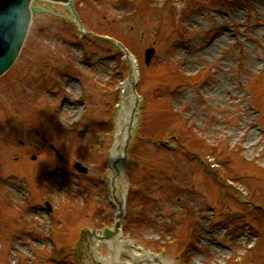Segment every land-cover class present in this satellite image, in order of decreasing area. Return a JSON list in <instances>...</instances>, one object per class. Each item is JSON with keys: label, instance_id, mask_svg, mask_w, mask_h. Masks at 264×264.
Returning a JSON list of instances; mask_svg holds the SVG:
<instances>
[{"label": "rangeland", "instance_id": "rangeland-1", "mask_svg": "<svg viewBox=\"0 0 264 264\" xmlns=\"http://www.w3.org/2000/svg\"><path fill=\"white\" fill-rule=\"evenodd\" d=\"M72 2L137 59L133 133L178 131L186 145L133 139L111 185L123 56L65 18L34 16L0 75V264H99L90 251L108 257V245L82 229L120 217V261L264 264V0Z\"/></svg>", "mask_w": 264, "mask_h": 264}, {"label": "water", "instance_id": "water-1", "mask_svg": "<svg viewBox=\"0 0 264 264\" xmlns=\"http://www.w3.org/2000/svg\"><path fill=\"white\" fill-rule=\"evenodd\" d=\"M37 0H0V14H6L10 12L13 8L17 6H22L26 10L27 17V28L31 17L36 13L43 10L44 7L37 6L35 4ZM41 1V0H39ZM63 2H68L70 5V0H58ZM51 4V0H47ZM56 6H61V3L54 2ZM65 4V7H68ZM39 8V9H37ZM26 31H17L10 24L2 23L0 24V75L11 65L17 56L19 49L23 43V40L26 35ZM154 52L153 47H148L145 49V62H148ZM74 167L80 171L85 172L86 167L83 166L80 162H75ZM110 232V231H109ZM110 234V233H109Z\"/></svg>", "mask_w": 264, "mask_h": 264}, {"label": "bare ground", "instance_id": "bare-ground-1", "mask_svg": "<svg viewBox=\"0 0 264 264\" xmlns=\"http://www.w3.org/2000/svg\"><path fill=\"white\" fill-rule=\"evenodd\" d=\"M135 66V64H134ZM133 66V67H134ZM122 122V121H121ZM118 123L117 128H119L121 126L122 123ZM120 144L119 141L115 143V146L112 149L111 152V164H113V166L116 164L117 158L119 156V151H120ZM119 212L122 211V207L121 205H119ZM121 214V213H119ZM108 244L110 246L111 249V253L109 257H99L96 253H92L93 257L95 259H98L100 261L101 264H148V262H151V264H173L171 261L165 262L162 261L160 259H157L156 257H153V255H150L148 253H142V254H131V258L130 261L128 262H124V261H120L117 260L119 257V250H120V241L118 239H114V240H108ZM155 258V260L153 261V259Z\"/></svg>", "mask_w": 264, "mask_h": 264}, {"label": "clouds", "instance_id": "clouds-1", "mask_svg": "<svg viewBox=\"0 0 264 264\" xmlns=\"http://www.w3.org/2000/svg\"><path fill=\"white\" fill-rule=\"evenodd\" d=\"M8 23L17 31H26L27 30V17L26 10L22 6H17L13 8L10 12L6 14H0V24ZM70 91V90H69ZM65 114H62V119L71 123V111L66 110Z\"/></svg>", "mask_w": 264, "mask_h": 264}, {"label": "trees", "instance_id": "trees-1", "mask_svg": "<svg viewBox=\"0 0 264 264\" xmlns=\"http://www.w3.org/2000/svg\"><path fill=\"white\" fill-rule=\"evenodd\" d=\"M177 132L178 131H175V132L173 131L169 135L168 134H165V132H164V133H161V134H157V136L156 135H152V134H147V133L143 135L141 132H138V134H137V136L135 138L136 139H142V138L147 137V138H151V139L161 140V139H164L165 137H169L172 141H176L177 144H180V145H183L184 144V145H186L184 143V141H182V139L179 137V135L177 134ZM156 147H162V148H164L167 151L174 150L173 148L165 147V146H162L160 144L156 145Z\"/></svg>", "mask_w": 264, "mask_h": 264}]
</instances>
